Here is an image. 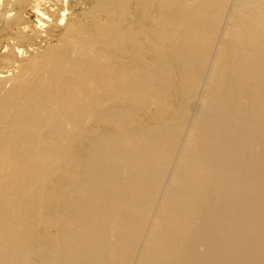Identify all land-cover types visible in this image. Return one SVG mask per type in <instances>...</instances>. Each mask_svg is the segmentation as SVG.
<instances>
[{
    "label": "bare ground",
    "instance_id": "bare-ground-1",
    "mask_svg": "<svg viewBox=\"0 0 264 264\" xmlns=\"http://www.w3.org/2000/svg\"><path fill=\"white\" fill-rule=\"evenodd\" d=\"M0 33V264H264V0H0Z\"/></svg>",
    "mask_w": 264,
    "mask_h": 264
},
{
    "label": "rangeland",
    "instance_id": "rangeland-1",
    "mask_svg": "<svg viewBox=\"0 0 264 264\" xmlns=\"http://www.w3.org/2000/svg\"><path fill=\"white\" fill-rule=\"evenodd\" d=\"M26 18H27V20H28V22H29V24H31L32 25V28L33 29H38L39 30V28L40 27H38V23L39 22H37V21H39V18H37V16L36 15H34V14H29V15H26ZM40 30H42L43 31V34H41L42 35V38H41V40H39V46L37 47V48H39V47H41L42 46V48H45V47H47V45L48 46H50V45H53V44H55V42H56V39L55 38H52V37H49L48 36V34H46V33H44L45 32V30H43V29H40ZM42 31H41V33H42ZM46 34V35H45ZM0 36H1V33H0ZM44 36V37H43ZM47 37V38H46ZM1 38V37H0ZM45 38V39H44ZM0 40H3V38H1ZM2 42V41H1ZM1 42H0V46H2L1 45ZM5 48H3L2 47V49H1V53H3V52H5L6 50H4ZM27 56H29V55H27ZM22 59H25V58H23L22 57ZM21 59V60H22ZM2 69L3 70H5V71H9V70H7V69H4L3 67H0V72H2ZM9 73V75H12L13 74V72L11 73V69H10V71L8 72ZM197 107H195L194 108V111H198V109H196ZM196 111V112H197ZM195 112V113H196Z\"/></svg>",
    "mask_w": 264,
    "mask_h": 264
}]
</instances>
